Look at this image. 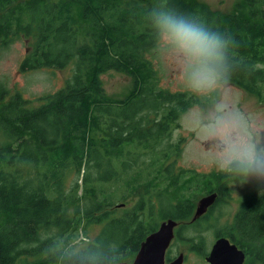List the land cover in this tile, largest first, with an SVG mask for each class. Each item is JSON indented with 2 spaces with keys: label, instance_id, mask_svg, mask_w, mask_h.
<instances>
[{
  "label": "trees",
  "instance_id": "obj_1",
  "mask_svg": "<svg viewBox=\"0 0 264 264\" xmlns=\"http://www.w3.org/2000/svg\"><path fill=\"white\" fill-rule=\"evenodd\" d=\"M158 13L216 33L223 41L213 65L218 78L264 101V0L238 1L228 12L200 0H0V44L34 33L20 71L72 67L64 85L38 103L0 83V264H114L134 257L165 219L177 221V239L180 230L200 228L201 220L190 219L192 199L179 194L174 160L164 165L180 148V140L165 143L172 126L199 100L153 83L146 54L162 37ZM108 70L131 76L124 98L106 95L101 75ZM118 179L125 188L117 198L105 184ZM162 179L168 186L159 188ZM135 194L119 214L117 202ZM251 200L242 210L249 212ZM254 217L250 228L263 229L264 212ZM78 230L86 237L81 247H57ZM197 239L192 251L200 250ZM173 258L166 251L165 262Z\"/></svg>",
  "mask_w": 264,
  "mask_h": 264
},
{
  "label": "rangeland",
  "instance_id": "obj_2",
  "mask_svg": "<svg viewBox=\"0 0 264 264\" xmlns=\"http://www.w3.org/2000/svg\"><path fill=\"white\" fill-rule=\"evenodd\" d=\"M200 1L213 10L228 12L241 0ZM34 40V33L31 37L18 34L12 36L6 45L0 44V83L10 89L11 93L18 91L26 99L38 103V97L53 93L64 85L72 74V67L69 65L61 70L48 68L20 71L19 65ZM146 57L151 59L158 78L153 80L155 86L169 91L192 93L199 100L178 116V126H172L170 138L165 141L175 143L180 140L179 150L164 163L165 165L171 160L175 162L171 173L176 174L173 177L178 180L177 184H180L179 194L191 198L195 203L204 194L205 186L215 182L210 177L211 173L226 169L229 163L236 160L243 164L245 177L242 181L230 184L235 188L232 194L234 198L232 197L227 203L228 206L223 209L224 215L215 221L204 222V229L212 228L213 222L216 226L228 224L232 221V212L236 210L239 200L245 197V193L255 189L258 181L264 179V101L235 85L221 81L217 75L210 87L196 88L192 79V61L177 46L162 37ZM101 79L106 95L114 100L124 98L133 86L131 76L121 71L108 70L101 75ZM0 140L5 142L1 134ZM253 152L258 157L255 162L250 156ZM207 180L211 182L208 184ZM156 183H159V188L168 186L163 179ZM105 187L117 198L123 194L125 188L120 179L108 182ZM142 189L139 187L138 192L141 193ZM236 189L241 192L237 193ZM166 195L162 194L163 200ZM171 195L175 199L173 187ZM149 199L155 200V196L151 194ZM137 200L136 194L119 200L117 204L123 205L119 207L118 213L127 211ZM150 202L147 204H152L156 210L155 204ZM164 212L167 214L166 210ZM89 229L90 235H93L98 227L92 226ZM82 233L83 231L78 230L76 238L75 231L64 235L63 240L68 239L69 244L61 241L57 247L63 246V249H71L69 251L77 250L86 240L85 234ZM180 234L178 239L173 238L171 241L167 249L168 255L173 258L181 252L184 254L182 264H206L191 250L190 239L197 241L195 228L180 230ZM201 236L202 245L199 248L204 250L211 239L210 230L201 233ZM132 258L133 256L123 261L130 263ZM47 263L54 264L53 261Z\"/></svg>",
  "mask_w": 264,
  "mask_h": 264
},
{
  "label": "flooded vegetation",
  "instance_id": "obj_3",
  "mask_svg": "<svg viewBox=\"0 0 264 264\" xmlns=\"http://www.w3.org/2000/svg\"><path fill=\"white\" fill-rule=\"evenodd\" d=\"M229 164L226 169L211 173L210 177L213 178L215 182L211 185H206L203 191L204 194L199 198L201 199L212 193L215 194L213 202L207 207L206 211L195 219V221H202L201 227L195 232L201 236V233L210 230L211 239L204 250L194 252L206 262V264H210L206 260V257L209 255L216 241L220 238H224L227 239L226 248L229 249L230 258L235 264H237V256H239V253L243 256L241 264H264V226L263 229L257 228L260 224L250 228V226L255 224L259 219L254 216H260V211L264 212V184H262L264 179L258 181L256 184L257 187L251 190L250 193H245V197L239 200L236 210L232 212V221L230 223L216 226L213 222L211 223L213 226L212 228L204 229V222L208 220L215 221L223 216V209L228 206L227 203L230 202V199L232 197L234 198L232 194L235 188L233 189L230 184L242 181L245 177L244 167L237 168ZM236 191L237 193L241 192L240 189H236ZM248 198L252 199L251 201L253 203V208L251 207L249 212L247 210H242L241 207L242 201ZM199 199L195 203L192 202L194 207L192 208L190 219H192L194 215ZM255 203H258L256 207ZM251 213L253 215H251Z\"/></svg>",
  "mask_w": 264,
  "mask_h": 264
},
{
  "label": "clouds",
  "instance_id": "obj_4",
  "mask_svg": "<svg viewBox=\"0 0 264 264\" xmlns=\"http://www.w3.org/2000/svg\"><path fill=\"white\" fill-rule=\"evenodd\" d=\"M156 24L162 38L177 46L192 61L194 86L198 89L210 87L216 75L213 65L222 57L221 38L195 23L167 13L156 14ZM250 156L253 162L258 160L254 152Z\"/></svg>",
  "mask_w": 264,
  "mask_h": 264
},
{
  "label": "water",
  "instance_id": "obj_5",
  "mask_svg": "<svg viewBox=\"0 0 264 264\" xmlns=\"http://www.w3.org/2000/svg\"><path fill=\"white\" fill-rule=\"evenodd\" d=\"M214 198L215 194L212 193L199 199L191 220L194 221L204 213ZM176 225L177 221L175 219L168 218L161 221L158 227L146 235L140 242L139 248L131 263L120 261L114 264H182L184 255L181 252L172 260L165 262V253L175 235L174 228ZM226 244L227 239H218L206 257V260L210 264H235L230 258L229 249L226 248ZM242 260L243 256L239 253V256H237V264H241Z\"/></svg>",
  "mask_w": 264,
  "mask_h": 264
}]
</instances>
